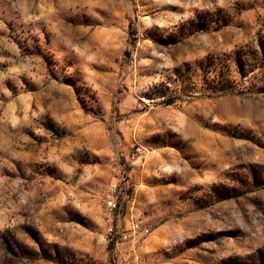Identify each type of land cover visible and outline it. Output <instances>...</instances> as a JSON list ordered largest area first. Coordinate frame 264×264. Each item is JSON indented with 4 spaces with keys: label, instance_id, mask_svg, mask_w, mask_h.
I'll return each mask as SVG.
<instances>
[{
    "label": "rangeland",
    "instance_id": "rangeland-1",
    "mask_svg": "<svg viewBox=\"0 0 264 264\" xmlns=\"http://www.w3.org/2000/svg\"><path fill=\"white\" fill-rule=\"evenodd\" d=\"M134 221L141 264H264V0H0V264Z\"/></svg>",
    "mask_w": 264,
    "mask_h": 264
},
{
    "label": "built area",
    "instance_id": "built-area-1",
    "mask_svg": "<svg viewBox=\"0 0 264 264\" xmlns=\"http://www.w3.org/2000/svg\"><path fill=\"white\" fill-rule=\"evenodd\" d=\"M143 33L138 32L135 35L134 43L137 47L141 45V41L143 40ZM107 207L109 210L115 208V203L112 198L107 201ZM107 232L112 239L115 240V251H118L116 256L117 264H141L138 255H137V247L140 245L142 239L150 234V230L146 225L141 224L139 221H134L129 229H121L114 230V228L109 225L107 228ZM125 244V252L121 258V249H118V244Z\"/></svg>",
    "mask_w": 264,
    "mask_h": 264
}]
</instances>
